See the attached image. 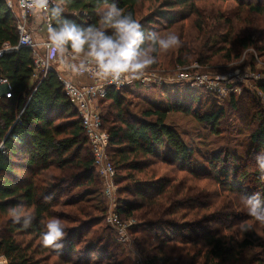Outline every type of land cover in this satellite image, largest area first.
I'll return each instance as SVG.
<instances>
[{
	"label": "trees",
	"instance_id": "16d2710c",
	"mask_svg": "<svg viewBox=\"0 0 264 264\" xmlns=\"http://www.w3.org/2000/svg\"><path fill=\"white\" fill-rule=\"evenodd\" d=\"M200 1L65 0L64 15L80 24L98 23L100 8L115 3L145 27L154 29L156 21L172 23L173 11L186 8L196 18L199 33L210 37L206 20L213 19L200 13ZM145 3L150 6L142 16L140 6ZM244 8L251 14L264 13L261 3L245 4ZM214 21L215 30L227 34L222 40L212 36L208 43L214 42L213 46L229 61L235 49L243 52L255 47L252 37L246 31L237 33L235 24L224 16ZM18 38L17 20L0 0V50L5 44L17 47ZM208 46L203 48L207 50ZM205 60L200 57L197 61L203 64ZM34 75L30 49L8 52L0 59V76L13 89L11 98H0V256L8 264H132L115 238L102 237L109 229L95 230L106 222L108 212L100 199L103 184L79 113L55 70L38 79ZM261 90L264 94V87ZM122 97V91L109 88L101 104L110 101L120 107ZM197 103L200 101L195 99L193 105ZM169 111L159 108L143 112L139 119L121 118L120 126L107 131L111 138L108 155L117 173L116 181L124 183L118 190L116 212L123 222H135L129 232L149 253L144 264H243L244 256L256 247L264 258V240L247 225L246 230L234 232L230 221L239 218V212L224 204L243 191L242 186H264V173L248 169L250 162H257V154L264 151V113L258 112L255 105L251 108L258 125L250 135L254 155L247 164L239 165L236 155L220 152L207 160L205 172H198L195 151L166 123ZM223 116L224 111L219 110L206 112L199 119L215 127ZM218 130L214 133L219 134ZM164 168L172 174L171 179L160 178ZM120 172L125 175L120 176ZM208 188L212 196L205 193ZM94 196L98 197L96 206L91 204ZM19 204L33 216L28 227L14 222L9 215L8 210ZM52 216L59 217L65 228L58 242L60 248L42 242L44 224ZM81 244L84 247L78 250ZM75 254L83 258L73 260ZM261 259L253 264L261 263Z\"/></svg>",
	"mask_w": 264,
	"mask_h": 264
},
{
	"label": "rangeland",
	"instance_id": "374dc122",
	"mask_svg": "<svg viewBox=\"0 0 264 264\" xmlns=\"http://www.w3.org/2000/svg\"><path fill=\"white\" fill-rule=\"evenodd\" d=\"M251 3L264 4V0H203L198 2L200 13L213 19L206 20L205 28L210 27V37L199 33L195 26L196 18L190 16L186 8L173 11L175 19L172 23L156 21L153 26L154 30L159 34H167L169 31L177 34L181 38V45L166 51L160 50L155 66H150L144 72L147 80L137 83L139 85L136 84V87L127 86L121 89L123 97L120 107L114 106L110 101L98 103V112L103 116L105 131L120 126L121 118L135 120L142 118L145 111L169 108L166 123L175 128L187 146L195 151L196 171L205 172L208 165L207 160L220 152L236 155L239 158V165L247 164L250 155H254L250 135L258 125L251 108L255 105L258 112L264 113V94L261 90L264 87V13H249L244 7L245 4ZM149 6L147 3L140 6L142 16L147 14ZM219 15L234 23L235 30L240 35L242 31H246L247 36H251L254 40L255 47L243 52L235 49L231 61L224 57L225 53L220 54L213 46L214 42L208 43L212 36L214 39L221 40L226 37V32L215 30L214 20ZM42 18L43 16L39 15L36 27L43 23ZM207 44L209 53L203 48ZM236 55L239 57L236 58ZM200 57H206L203 64L197 61ZM186 74L189 77L181 79V76ZM195 99L200 103L193 105ZM247 103L251 105L249 108ZM219 110L224 111V116L215 127L199 119L206 112L216 113ZM197 112L198 117L196 118ZM217 127L219 134L214 133ZM248 169L261 172L256 161L250 162ZM119 175L124 176L125 173L120 172ZM172 177L170 171L165 168L160 172V178L169 180ZM116 180L117 190H119L124 183L120 179ZM134 187L144 190L147 188L146 186ZM242 187L243 191L239 190L240 193L232 195L224 202L226 206H233L239 212V218L230 221L233 224L232 229L240 233L241 225H247L252 232L264 240V223L250 217L242 203V197L245 195L259 193L264 197V186L251 184ZM205 191L208 194L212 193L210 188ZM97 198V196L92 197L91 204L96 206ZM123 198L127 199V196ZM100 199L105 202L108 217L109 208H114V206L111 201L104 198L103 194ZM118 200L117 192L114 202ZM129 222L130 227L135 224L133 220L124 223ZM101 228L102 230L109 229L102 234V237L115 238L117 244L121 246L122 253L128 256L132 264H144V259L149 253L137 244L129 229L128 241L122 244L118 242V233L110 226L107 219L101 227L95 230ZM78 247V250H81L84 245L81 244ZM73 257V260L83 258L81 255L78 257L77 254ZM255 259H261L262 262L259 264H264V258L261 257L258 247L244 256L243 264H253Z\"/></svg>",
	"mask_w": 264,
	"mask_h": 264
},
{
	"label": "clouds",
	"instance_id": "9594fccd",
	"mask_svg": "<svg viewBox=\"0 0 264 264\" xmlns=\"http://www.w3.org/2000/svg\"><path fill=\"white\" fill-rule=\"evenodd\" d=\"M107 3V0H101ZM65 0H27L26 7L37 18L41 12L48 17L47 55L55 60L71 54L77 63L73 70L90 73L99 80L123 82L139 78L157 63L160 50H169L181 45V38L172 32L159 34L147 28L131 12H125L115 3L100 8L99 22L80 24L64 15ZM257 166L264 173V151L257 154ZM50 199V198H46ZM242 203L247 214L264 223V197L259 193L245 195ZM14 222L24 227L31 225L33 216L19 204L8 210ZM242 230H246L241 225ZM65 235L61 219L52 216L41 232L45 246L60 248L58 243Z\"/></svg>",
	"mask_w": 264,
	"mask_h": 264
},
{
	"label": "built area",
	"instance_id": "2783aa9c",
	"mask_svg": "<svg viewBox=\"0 0 264 264\" xmlns=\"http://www.w3.org/2000/svg\"><path fill=\"white\" fill-rule=\"evenodd\" d=\"M8 8L13 12L17 20L18 30V46L10 48L5 44L0 50V59L5 53L17 51L22 48H27L32 51L36 79L46 77L51 71L55 70L58 78L64 87L66 96L70 99L74 108L80 115L83 129L88 137L91 153L94 160V167L98 172L103 184V196L111 201L114 208H109V216L107 220L112 228L118 233V242L127 243L128 229L131 223H124L116 212L115 196L118 192L115 183L116 170L113 162L108 155L110 146V135L102 125V118L98 112V103L104 99L109 88H114L117 91L127 86H134L137 83H142L146 76L143 74L139 78L129 79L123 82H110L107 80H99L90 73H80L73 70L72 65L77 63L71 54H65L62 58L52 60L47 55V34L42 38L41 42L36 40V30L33 28V23L37 21L36 16L25 6L27 0H4ZM42 15L41 25L38 31L47 32L48 17L45 13ZM45 29V30H44ZM84 78L87 83L73 81L70 76ZM189 77L187 74L181 76V79ZM12 87L9 81L0 76V98H11ZM1 149L3 147L1 146ZM0 264H8L4 256H0Z\"/></svg>",
	"mask_w": 264,
	"mask_h": 264
},
{
	"label": "crops",
	"instance_id": "0c3cea01",
	"mask_svg": "<svg viewBox=\"0 0 264 264\" xmlns=\"http://www.w3.org/2000/svg\"><path fill=\"white\" fill-rule=\"evenodd\" d=\"M34 25H33V28L37 31L36 32V40L38 41V42H41L42 41V38H44L45 37V35L47 34V32H40V31H38L37 29H38V27H36V24H37V21L35 22V23H33ZM41 25V24H40ZM45 30V29H44ZM70 78L73 80V81H76V82H81V83H87V80L86 79H84V78H75L73 75L72 76H70Z\"/></svg>",
	"mask_w": 264,
	"mask_h": 264
}]
</instances>
